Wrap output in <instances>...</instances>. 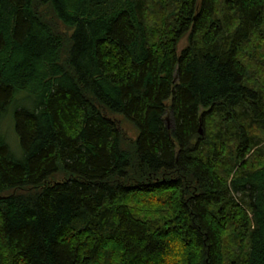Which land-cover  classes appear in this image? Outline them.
I'll return each mask as SVG.
<instances>
[{
  "label": "trees",
  "instance_id": "1",
  "mask_svg": "<svg viewBox=\"0 0 264 264\" xmlns=\"http://www.w3.org/2000/svg\"><path fill=\"white\" fill-rule=\"evenodd\" d=\"M16 103L0 264H264V0H0Z\"/></svg>",
  "mask_w": 264,
  "mask_h": 264
},
{
  "label": "rangeland",
  "instance_id": "2",
  "mask_svg": "<svg viewBox=\"0 0 264 264\" xmlns=\"http://www.w3.org/2000/svg\"><path fill=\"white\" fill-rule=\"evenodd\" d=\"M188 44V37H185L182 39V41L179 44V52H181L186 45ZM23 92H20L17 96L19 97L18 100H22L23 97ZM21 101H18V104ZM17 103L12 104L7 111L2 115V119L0 120V133L7 142V144L10 147L11 153L13 157L16 160H20L23 158V151L21 148L20 140L19 137L16 133L15 129V119H14V114L17 109ZM123 118V117H122ZM122 126L124 131L127 133V135L131 138L136 139L137 134L135 128L129 124V122L122 121Z\"/></svg>",
  "mask_w": 264,
  "mask_h": 264
},
{
  "label": "bare ground",
  "instance_id": "3",
  "mask_svg": "<svg viewBox=\"0 0 264 264\" xmlns=\"http://www.w3.org/2000/svg\"><path fill=\"white\" fill-rule=\"evenodd\" d=\"M251 151V150H250Z\"/></svg>",
  "mask_w": 264,
  "mask_h": 264
}]
</instances>
